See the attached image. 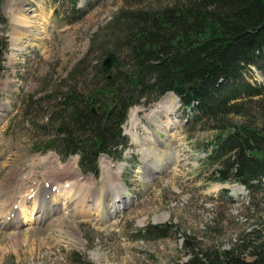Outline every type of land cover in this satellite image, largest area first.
<instances>
[{
  "label": "rangeland",
  "instance_id": "obj_1",
  "mask_svg": "<svg viewBox=\"0 0 264 264\" xmlns=\"http://www.w3.org/2000/svg\"><path fill=\"white\" fill-rule=\"evenodd\" d=\"M171 1L0 0V264H78L76 253L87 264H176L188 259L187 241L230 248L263 228L264 188L251 197L242 184L215 177L213 146L227 130L188 122L195 111L173 92L131 107L123 125L129 147L120 160L100 155L97 176L82 172L78 155L63 161L54 150L58 136L41 127L69 88L87 95L101 82L97 65L113 48L120 7ZM249 76L264 85V68L252 67ZM114 93L106 91L108 103ZM158 106L173 112L157 113ZM243 113L230 117L231 127L264 129V95L244 104ZM54 187L70 191L57 196ZM35 195H47L46 214L33 211ZM6 209L15 221L8 222Z\"/></svg>",
  "mask_w": 264,
  "mask_h": 264
},
{
  "label": "trees",
  "instance_id": "obj_2",
  "mask_svg": "<svg viewBox=\"0 0 264 264\" xmlns=\"http://www.w3.org/2000/svg\"><path fill=\"white\" fill-rule=\"evenodd\" d=\"M162 5L118 9L112 20L118 24L117 36L103 54L123 49L121 67L105 73L98 64L101 82L87 95L76 86L69 88L55 102V111L44 113L47 122L41 127L49 126L58 136L54 150L61 159L78 155L83 173L97 176L100 155L120 160L129 147L123 125L130 108L142 97L150 104L174 92L185 108L195 111L188 122L206 121L213 129L227 130L213 146L211 158L220 164L215 177L233 179L255 196L264 188V129L228 122L231 116L246 115L243 105L264 95V85L249 76L252 67L264 68V0H174ZM107 90H115L109 103ZM260 222L263 228L255 227L230 248L187 241L188 259L176 264H264V217ZM74 258L87 264L82 254Z\"/></svg>",
  "mask_w": 264,
  "mask_h": 264
},
{
  "label": "bare ground",
  "instance_id": "obj_3",
  "mask_svg": "<svg viewBox=\"0 0 264 264\" xmlns=\"http://www.w3.org/2000/svg\"><path fill=\"white\" fill-rule=\"evenodd\" d=\"M164 99V98H163ZM171 102V101H170ZM178 102V101H177ZM166 103V102H165ZM170 105V104H169ZM171 108V107H170ZM166 113L167 112V115H168V113L169 112H173V110L172 109H169V108H167L166 106H158V109H157V113ZM159 115L158 114H156V117L157 118H160V117H158ZM154 120V119H153ZM151 121V120H150ZM165 124V123H164ZM166 125V124H165ZM171 125H172V123H171ZM76 185V184H75ZM71 188H73V187H71ZM56 189H58L59 190V194H57V196L58 195H60V196H62V195H64L66 192L68 193V191H70V190H68V189H70V188H67V190H65V189H62V188H60V187H54V189L53 190H50V193L52 192V193H57V191H56ZM121 189V188H120ZM107 191V190H106ZM125 192V190H121L120 192H118V193H116L114 196H113V198H112V201H113V204L114 205H116V204H120V202L123 200V198H122V196H123V193ZM46 197H47V195H46ZM45 196H43V198L42 197H38V196H36L35 195V199H34V202H33V206H34V209H33V211L35 210V208H39L41 211H43V215L44 214H46V212H47V209H45V207H46V204H45V198H46ZM106 197V196H105ZM124 197V196H123ZM59 200V199H58ZM102 204V203H101ZM25 205V204H24ZM12 208H14L13 206H12ZM33 208V207H32ZM7 211H9L8 209H6V213H8V214H6L7 216H6V219L7 220H9L8 222L9 223H11L12 221H15L14 219H12V217H13V214H12V212L10 213V212H7ZM25 212H27V211H24V213ZM10 213V214H9ZM15 215V214H14ZM26 216V215H25ZM27 218L29 217V216H26ZM45 218V217H44ZM43 218V219H44ZM18 219V218H17ZM8 222H6L7 224H9ZM10 225V224H9Z\"/></svg>",
  "mask_w": 264,
  "mask_h": 264
},
{
  "label": "water",
  "instance_id": "obj_4",
  "mask_svg": "<svg viewBox=\"0 0 264 264\" xmlns=\"http://www.w3.org/2000/svg\"><path fill=\"white\" fill-rule=\"evenodd\" d=\"M2 51L0 49V55ZM122 65V61L119 59L117 54L115 52H110L104 59L102 68L105 73H110V71L114 68H120ZM109 78H111V75H108ZM197 84V81L194 82V85L190 87L191 90L195 88V85ZM95 110V107H94ZM53 144V140L49 141L47 143V147L51 148Z\"/></svg>",
  "mask_w": 264,
  "mask_h": 264
}]
</instances>
